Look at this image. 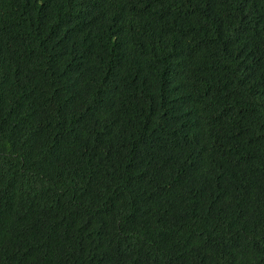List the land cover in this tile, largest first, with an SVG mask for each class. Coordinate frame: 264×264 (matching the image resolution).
<instances>
[{
	"label": "trees",
	"instance_id": "trees-1",
	"mask_svg": "<svg viewBox=\"0 0 264 264\" xmlns=\"http://www.w3.org/2000/svg\"><path fill=\"white\" fill-rule=\"evenodd\" d=\"M0 264H264V0H0Z\"/></svg>",
	"mask_w": 264,
	"mask_h": 264
}]
</instances>
